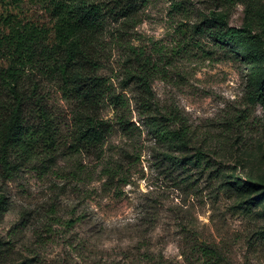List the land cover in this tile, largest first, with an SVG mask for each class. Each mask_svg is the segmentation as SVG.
<instances>
[{
	"label": "rangeland",
	"instance_id": "obj_1",
	"mask_svg": "<svg viewBox=\"0 0 264 264\" xmlns=\"http://www.w3.org/2000/svg\"><path fill=\"white\" fill-rule=\"evenodd\" d=\"M137 1L129 27L108 23L126 33L106 39L102 73L133 98L125 67L130 46L141 49L156 65L155 115L178 113L170 127L186 128L183 142L158 138L131 99L128 131L112 107L103 111L115 125L105 160L124 169L116 186L105 187L95 156L69 152L70 137L51 170L0 178V264H264V102L250 98L264 60L249 63L194 28L221 0ZM227 8L242 27L245 0Z\"/></svg>",
	"mask_w": 264,
	"mask_h": 264
},
{
	"label": "trees",
	"instance_id": "obj_2",
	"mask_svg": "<svg viewBox=\"0 0 264 264\" xmlns=\"http://www.w3.org/2000/svg\"><path fill=\"white\" fill-rule=\"evenodd\" d=\"M234 2L221 0L222 11L211 12L194 28L247 62L259 63L264 60V8L257 0H245L246 20L242 27H236L229 22L227 8ZM138 5L137 0H0L3 182L13 180L26 169L51 170L61 155L60 143L67 137L69 152L91 154L102 163V173L107 177L105 187L124 181L122 163L105 160L103 146L115 125L103 116V111L112 107L115 124L128 131L132 123L125 111L131 99L158 138L183 142L186 128L170 127L179 120L178 113L155 115L152 79L157 73L156 65L141 49L130 46L134 56L125 67L123 85L134 88L133 98L117 92L102 73L106 39L111 37V42L118 43L126 33L123 29L111 30L108 23L129 27ZM261 71L257 68L253 75ZM253 87L250 98L264 102V79ZM58 93L60 100L69 104V114L62 112ZM68 122L72 127L69 136L62 132ZM198 155V161L203 160L202 153ZM5 200L0 194V214L7 208Z\"/></svg>",
	"mask_w": 264,
	"mask_h": 264
}]
</instances>
